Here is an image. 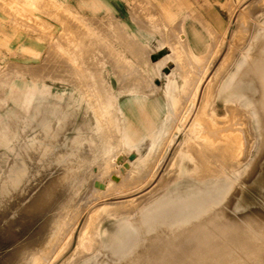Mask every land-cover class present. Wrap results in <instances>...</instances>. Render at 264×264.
<instances>
[{"label": "bare ground", "instance_id": "obj_1", "mask_svg": "<svg viewBox=\"0 0 264 264\" xmlns=\"http://www.w3.org/2000/svg\"><path fill=\"white\" fill-rule=\"evenodd\" d=\"M256 4L257 2L254 1V4L248 6L246 10L244 9L243 14L252 11L253 15L256 12H262L264 16V8ZM223 34L225 36V32ZM235 34L232 37V43L241 45V47H238L240 50L238 51L236 48L235 50L232 47L233 50L228 52L215 77L217 80L219 76H224L225 72L239 62L238 71L234 76L235 78L232 79L231 85L233 86L234 81L240 75L245 77L243 80L247 81L248 91L246 93L239 92V96L247 104L255 119V124L258 127L257 137L251 132L249 120L243 111L230 108L227 110L229 112L227 121L217 119L216 110L213 108L215 105H213V96L216 87L213 79L205 89L196 117L200 129H202V122L205 124V128L203 127L205 131L202 133V129L199 135L195 136L200 139V143H195V145L186 144L188 147L180 156L179 166L171 170L166 179L161 181L157 188L148 195L128 202L96 204V201L100 198L117 194L116 191L119 188H124L123 185H135L136 188L146 179L150 166H147L148 170L145 169V162L148 161L151 154L155 155L154 152L162 150L165 144L167 145L169 138L173 142L178 137L176 133H173L176 127L174 125L179 121V116L182 113L180 110L181 94L186 95L188 88L186 90L183 87L181 88L177 80L171 81V89L168 90H171V93L166 129L161 132L159 111L155 109L144 110V104L137 106L139 102L144 103L146 97L141 81V78H143L142 73L137 69L135 71L139 73L136 76L124 78V85L120 83L122 86L119 90L122 93L121 96L128 98L126 104H122L120 96L114 94V89L110 91L102 88V91H105L98 94L97 92H100L101 88L98 89L99 91L96 89V82L93 83L94 88H82L81 85L84 83L80 79L81 73L66 75L71 77L70 80L68 78V81L74 86V90L70 93L72 105L66 106L65 116L74 121L73 127L76 136L72 138L65 133L60 135L57 132L59 122L54 120L53 117L48 118L47 112H42L43 116L39 118L38 109L35 112L36 118L33 122L36 126L34 137L32 140L21 138L25 140V145L20 148L19 160L15 164L16 169L12 171L14 177L5 178L0 182V189L3 190L0 191V228L4 224H9L18 231H36L37 236L32 244H23L14 252L13 258L16 264H42L44 261H50V258L63 244V241L67 237L73 236L84 212H88V216L79 239L82 240V250L95 249L94 253L98 254L95 264H154L157 260L155 257L158 254L162 258H166V255L172 253L176 256V254L183 255L188 252H196L201 243L208 242L209 238L214 235L231 236L232 239L224 247L209 249L192 264H264V231L261 228L257 230L254 227V225L264 221V217L260 211L248 208L247 205L250 204L248 203L250 200H245L246 197L237 190L253 185L264 194V21L258 26L255 25V27L250 28L248 33V39H251L249 47L246 46L248 43L245 45L246 47L244 44L237 43ZM172 35L171 37H173ZM214 36V47L212 46L210 52H207V42L201 32L199 33L197 39L200 43V61L204 59L203 56L205 57V55H213V50L223 38L218 33ZM184 38H186L185 34ZM240 39L244 40L245 36L240 37L238 40ZM186 44L183 46L187 47ZM144 48L146 50V45ZM146 52L148 55V51ZM189 55H192L190 50ZM50 56L52 57V55ZM147 59L149 60L148 56ZM47 65L49 64L47 63L45 66ZM192 66L190 65V67ZM18 67L20 68V66ZM128 67L130 69V66ZM202 67L201 65L199 69H202ZM22 68L26 71L33 69L27 68V66ZM35 69L36 72L39 71L37 68H34L33 71ZM189 70H187L188 73H192V70ZM208 71L209 68L204 72L201 70L200 76L197 75L200 77V83L198 82L199 87H196V89L202 87V82ZM18 72L17 69L15 74L18 75ZM20 73L24 74L22 71ZM6 74L7 72L4 71V75ZM10 74L13 75V73ZM194 75L196 74L194 73ZM37 77H40V75H37ZM148 81L149 83L146 85L152 87L153 81L150 79ZM193 84L195 86L196 83ZM98 86L100 87L99 84ZM230 88L231 86H229ZM109 92L111 94H108ZM59 93L66 96L68 92ZM155 95L156 93L147 94V98L150 99L149 97ZM197 96L196 90L192 99L193 107L190 110L187 109L189 112L181 120L183 126H185L186 120L193 111ZM184 100L188 101L189 99L185 98ZM69 108H72V110L69 111ZM183 110L186 109L183 108ZM81 116L86 121L84 126L78 123ZM227 124H231V126L228 127ZM179 130L181 129L177 131L179 132ZM62 132H66V130L64 129ZM189 133L192 137H188V143L193 138V133L191 131ZM252 139L253 143L256 141L253 145L257 156L254 159L251 157L247 161V158L250 157L248 154L251 152L248 149V152L244 154L247 165L242 171L238 172L236 177H223V183L219 185L199 187L190 184L181 187V189L173 190L172 187L174 186L172 185L177 180L186 159L190 161L194 159L198 164L195 165L199 166L198 168L204 166L207 172L200 177L204 180L209 175L212 177L225 168L227 169V166H238L235 159L240 155L239 150L243 146L248 147ZM222 142L223 144L226 142V144L221 145ZM216 150L220 151L219 155L215 154ZM235 152H238V154H235ZM133 153H136V162L130 164L128 161L126 166L122 165L121 168L119 167L116 170V160L122 155L128 156L133 155ZM156 155L158 157L160 154ZM157 157L153 158L152 161L154 162ZM229 160L233 162L229 163ZM105 179H108L106 184L103 182ZM166 182H168V185L165 184ZM2 184L6 186L1 187ZM85 184L87 190L84 192L83 186ZM131 187L127 190H130ZM235 190L238 191L235 196L236 217H226L222 213L216 212L217 216L210 219L211 223L208 224L205 230L200 231V221H203L207 216L213 214L217 208L219 209L225 204L229 197L235 194ZM121 203L126 206L122 207L123 204ZM118 207L120 208L119 211H117ZM123 216L128 218L119 223L117 233L115 232L116 234L113 236L106 234V238H102V222L105 219H117ZM243 226L249 228V237L237 234V231ZM89 229L92 230L90 233H88ZM262 229L264 230V228ZM70 242L68 238L62 250H68ZM83 252L71 254L66 259V263L78 264L80 261L86 260L88 257ZM154 259L155 261H153Z\"/></svg>", "mask_w": 264, "mask_h": 264}, {"label": "rangeland", "instance_id": "obj_2", "mask_svg": "<svg viewBox=\"0 0 264 264\" xmlns=\"http://www.w3.org/2000/svg\"><path fill=\"white\" fill-rule=\"evenodd\" d=\"M254 1L257 2V6L264 8V0H110L114 7V11H109L106 8L81 0H0V182L5 180V178L14 177L12 171L16 169L15 164L19 160L20 148L25 145V140L21 138L24 137L28 138V140H32L34 137L36 126L33 122L36 118L35 112L38 109L39 118L43 116L42 112H47L48 118L51 119L53 117L54 120L59 122L57 125V132L60 133V135L65 133L72 138L76 136L73 127L74 121L65 116L67 111L66 106L72 105L70 93L74 90V86L68 81V78L70 80L71 77H67L66 75L77 72L79 74L81 73L80 79H82L84 83L81 85L82 88H94L93 83L96 82V89L98 90L101 88L100 92H97L98 94L101 92L103 93L105 90L112 91L114 89V94L120 96L122 104L127 103L128 98H124L121 96L122 93L119 92L122 83L123 85L125 84L123 81L125 77H117L116 75L125 72L123 65H126L127 62H131L125 60L127 57H129L132 62L138 63V55L134 53V50L126 49L124 46L117 43L118 40H116L115 33L123 32L121 27L115 23L117 18L131 25L137 23L145 27H149L151 22L154 21L160 27V37H163L167 42L165 45L167 52L171 54L173 53L171 43L173 40L178 41V36H180L179 28L183 20H187L199 27L209 25L216 28L218 31H222V29L225 28V36H223L224 34L221 35L224 41L221 39L213 50V55L208 54L205 59L201 61L203 63L205 60L206 63L200 64L204 66V64L208 63L206 66L207 68L213 62L202 82L201 95H203L207 85L211 82L217 70L220 69V65L222 61L224 62L228 52L235 48L238 49V51L240 50L238 47H241V45L239 46L234 42L232 43L234 34L237 32V34H235V41L237 40V43L244 44V46L248 43L246 46L249 47V43L251 42V39H248L250 28L252 26L255 27V25L258 26L264 21L262 12H256L254 15L252 11L243 14V11L245 12L248 6L250 7L254 4ZM241 14L243 15L241 16ZM111 23L115 25L117 31L116 28H110ZM93 34L95 35L94 37L92 36ZM170 34H173V37H171ZM243 36H245L244 40H238ZM92 39H94V43H92ZM242 41L243 43H241ZM110 42L113 43L112 47L111 44H109ZM81 43L83 46H81ZM50 55H52V57ZM159 59L160 58H155L154 60L158 61ZM47 63L49 64L47 65L48 67L45 66ZM172 64L173 68L176 67V63ZM18 66H20V68ZM23 66L33 69L37 68L40 72H36V69L35 71H33V69H31L32 71L29 69L26 71L22 68ZM106 68H108V70ZM17 69L19 72H24V74L20 73L22 76L19 72V76L17 73L15 74ZM4 71L5 73L7 72V76L4 75ZM170 71V68L164 69V72ZM10 73H13V75ZM110 74H112V76H110ZM37 75H40V77H37ZM141 79L144 84V77ZM220 80L221 77H218L216 83ZM4 81L9 84L7 85ZM105 81L109 85L105 84ZM156 83L159 86L162 85L160 80H157ZM102 88L105 90L102 91ZM59 92L68 93L65 96ZM108 94H111V92ZM199 104L200 100L198 101V105ZM142 105L143 103L139 102L137 106ZM71 110L72 108H69V111ZM194 117L195 114H193L189 120H186V122H188L185 126L175 127L174 125L175 129L173 133L177 134V139L171 142L169 138L167 145L165 144L162 150L154 152L158 155L160 154L161 157L160 155L157 157L156 154H151V157L148 159L149 162H145V169L148 170L147 166H150L149 173H145L146 179H144L138 187L135 188V185H123L124 188H119V190L116 191L117 194L100 198L96 201V204L100 205L108 202L122 201L128 202L148 195L151 191L155 190L160 182L166 179L170 171L179 166L180 156L186 151V147H188L186 144L195 145V143H200V139L195 136L199 135L203 127L205 128V124L202 122V129H200L199 125H197L199 121L196 118L194 119ZM220 118L221 119H217L219 121L228 120L225 115ZM166 120H163L160 124L161 132L166 129ZM84 122L86 121L83 119V116H81V118L78 119V123L84 126ZM230 126L231 124L228 125V127ZM64 129L66 132H62ZM178 129L181 130L178 132ZM189 131L193 133L194 139L192 138V141L188 143V137H192ZM204 131L203 129L202 133ZM256 134L258 135L257 126ZM174 142L177 143L175 144ZM254 143H256V141H254ZM254 143L252 139L249 145L250 147L248 146L249 148L243 146V148L239 150L240 157L238 156V158L235 159L238 166H227V169L225 168L218 172L215 176L211 177L209 175L208 178L204 180L200 179L203 173L207 172L204 166L203 168H198L199 166H197L198 164L194 159L191 161L186 159L182 165L180 174L177 176V180H175V183L172 185L174 186L172 187L173 190L181 189V187L190 184L199 187L219 185L223 183V177H236L238 172L242 171L247 165V162H245L246 156L244 154L248 152V149L251 152L248 154L250 157L247 158V161L248 159L250 160L251 157L252 159L256 158L257 155L256 152H254ZM225 144L226 142L224 144L223 142L221 143V145ZM170 145L172 146L170 147ZM196 154L198 153L196 152ZM215 154L219 155L220 151L216 150ZM235 154H238V152H235ZM135 155L136 153L128 156H120L115 162L116 170H118L119 167L121 168L122 165L126 166L128 161L130 164L135 163L137 159ZM152 156H154L153 158L157 157L154 162L152 161ZM231 161L229 160L228 162L230 163ZM107 180L108 179H105L103 182L106 184L108 182ZM165 184L168 185V182ZM5 186V184L1 185V187ZM130 187L131 189L127 190ZM83 189L84 192L87 190L86 184L83 186ZM237 190L246 197L245 200H250V202L247 200L248 203H250L247 207L260 211L264 217L263 192L256 189L253 185L245 186ZM237 190H235V194L230 196L225 204L219 207V209L217 208L213 214L207 216L203 221H200V231L205 230L208 224L211 223L210 219L217 216L216 212L222 213L226 217H236L235 213L237 212V208L235 196L237 194L236 192H238ZM0 191L3 190L0 189ZM121 204H123L122 207L126 206L124 203ZM119 209L118 207L117 211H119ZM87 216L88 212H84L78 226H76L73 236L67 237L63 241V244L52 255L50 261H44L42 264H68L66 263V259L70 257L71 254H80L82 251H84L83 254L88 258L80 261L78 264H85V262L86 264H95L97 262L98 254L94 253L95 249L87 248L82 250V240L81 238L79 239ZM127 218L128 217L123 216L117 219H105L101 225L103 227L102 238L104 237L105 239L106 234L109 236L115 235L119 223L127 220ZM254 227L257 230L261 228V230L264 231L262 229L264 228V221L254 225ZM91 231L92 230L89 229L88 233ZM249 232V228L243 226L237 231V234L249 237ZM35 233L36 231H18L9 224L1 226L0 264H16L13 258L14 252L23 244H32L37 238ZM68 238L69 241H71L69 244L70 248H68V250H62ZM230 239H232L231 236L214 235L209 238L208 242L201 243L196 252H188L183 255L176 254V256L172 253L166 255V258H162L158 254L156 255L157 257H155L157 260L154 264H192L209 249L228 245ZM155 259L153 261H155Z\"/></svg>", "mask_w": 264, "mask_h": 264}, {"label": "crops", "instance_id": "obj_3", "mask_svg": "<svg viewBox=\"0 0 264 264\" xmlns=\"http://www.w3.org/2000/svg\"><path fill=\"white\" fill-rule=\"evenodd\" d=\"M81 1H85L86 3H90V4H94V5L102 7V8H106L109 11H114L113 10L114 7H113L112 3L110 2V0H81ZM152 20H154V19H152ZM115 23L118 24V26H120L122 31H123L121 34L118 32L115 33L116 38H117L116 40H118L117 43L124 46L126 49L128 48L130 50H134V53L138 55V57H137L138 63L132 62V60L129 57H127V59H125V60L131 61V62H127L126 65H123L124 66L123 68L125 69V67H127L128 69L126 68L127 70L125 69L124 73H120L119 75H116V76L119 77L121 75L120 77L126 78V77H134L139 72L143 73L142 75L144 77V84H145V85L143 84L144 92H145L144 95L146 96L144 98V103H143L144 104V110L155 109V110L159 111V120L161 122L163 120H166L168 117L169 96L171 93V90L170 91H168V90H169V88L171 89L172 82L177 80V83L179 84V86L181 88L183 87V88H185V90H186V88H188L189 90L188 89L186 90V95L181 94L180 110L182 113L180 114L181 116H179V121H178L179 123L176 122L175 126H182L183 123L181 122V120L183 119L184 116L187 115L186 113L189 112L188 110H190L191 107H193L192 106V104H193L192 99H193L194 92H196V90H197V93H198L197 100L195 102L193 111H192L191 115L189 116L188 120L190 119V117L193 114H195V117H194V119H195L197 117L196 115H198L200 105L202 103L201 101H202L203 96H204L205 91H206L205 90L203 95H201V88L196 89V87L197 88L199 87V83H200L199 82L200 77H198V76H200L199 74H200L201 70H202V72L206 71L203 68H206V66L208 65V63L204 64L202 69L201 68H200L201 70L199 69V67H201V65H200V63H201V61H200L201 60L200 59L201 54L200 53L201 52H200V43H199V40L197 38L199 37V33L201 32L202 35L205 37L206 42H207V44H206L207 52H210L211 46H213V42H214L213 40H215V38H214L215 32L218 33L219 35H222L226 31V29L224 28V29H222V31H218L214 27L213 28L211 26L209 27V25H206L204 27H199L198 25L190 23L187 20L186 21L183 20V21H181V25H180V29H179V34L182 37L178 36V41L173 40V42L171 43V46L173 48V53L171 54V53L167 52L166 46H165L167 44V42L163 39V37H160L161 36L160 31H159L160 27L154 21L151 22L149 27H145V26H143L141 24H137V23H134L133 25H131L130 23H128L122 19H118V18H117ZM181 26H182V28H181ZM110 28L115 29L116 27L114 24L111 23ZM212 29H213V32L211 31ZM116 31H117V28H116ZM193 32H196V33L193 34ZM184 34H185L186 38H184ZM92 36L94 37L95 35L93 34ZM186 40L188 43L186 42ZM183 42H185V43H183ZM92 43H94V39H92ZM109 44H111V47L113 46V43L110 42ZM144 44L146 45V50L144 48L145 47ZM184 44H186V46L188 45L187 46L188 48L184 47L185 46ZM81 46H83L82 43H81ZM142 48H144V49L142 50ZM186 48L190 50V54H192L191 56L189 55V50H187ZM174 50H175V52H174ZM146 51H148V53H149L148 55H147ZM193 55H195V56H193ZM147 56H148L149 60L147 59ZM192 56H193V58H192ZM206 56L207 55H205V57ZM205 57L203 56L204 59H205ZM155 58H160V59L158 61H155L154 60ZM192 62H194V63H192ZM204 62H205V60L203 61V63ZM148 63H149V66H148ZM172 63H176V67L173 68ZM212 64H213V62L210 64V66ZM190 65L191 66L193 65V66L190 67ZM128 66H130V69ZM210 66L207 67L206 69L209 68V70H210V68H211ZM238 66H239V62H237V64H234L233 68L231 67L232 70L230 69L229 71H227L226 74H224V76H219V77H221V80L218 82V84L216 83V77H215L218 70L215 73L214 77L212 78V80L214 79V81H213L214 86L216 85L215 93H214L215 95L213 96V105L214 104L215 105L213 106V108H214V110H216L215 112H216L218 119H221L220 117H223L224 115L227 117L228 113H229L227 110H229L230 108H235V109H238L240 111H243L249 120L250 129L256 137V135H257L256 134V126L257 125L255 124L256 123L255 119H254L252 113L250 112L247 104L243 100H241L240 96H239L240 93H246L248 91L247 90L248 89L247 81L243 80V78H245V77L240 75L238 77V79H236L234 81L233 86L231 85L232 79L235 78L234 76L238 71V69H237ZM188 67H189V69L192 70V73L194 72L196 75H194V73H193V76H192L191 75L192 73L189 72L190 73V77H189V73L187 71V70H189ZM193 67H195V68H193ZM131 68H132V70H131ZM169 68L171 69L170 72H164V69H169ZM106 69L108 70V68H106ZM136 69L139 72L135 71ZM191 70H189V71H191ZM196 70L198 73L196 72ZM110 76H112V74H110ZM195 76H197V77H195ZM193 77H195V78H193ZM154 78H155V80H154ZM196 78H198V79H196ZM149 79L153 81L152 87H150L149 85H146L149 83V81H148ZM157 80L161 81V83H162L161 86L157 85V83H156ZM185 80H187V81H185ZM191 80H192V82H191ZM212 80H211V82H212ZM211 82H210V84H211ZM227 82H228V84H226ZM182 83H183V85H182ZM193 83H196L195 86ZM210 84H208L207 87ZM229 86H231L230 89H229ZM151 88H153L152 89L153 91H151ZM191 89H193V90H191ZM238 89H239V91H238ZM190 91H191V93H190ZM149 92L150 93H156V95L153 97H149L150 99H148L147 94H150ZM236 95H238L239 97ZM183 97H184V99L186 98L189 100L186 101L183 99ZM224 98H226L227 100ZM199 100H200V104L198 105ZM186 102L188 105L186 104ZM183 108L186 110H183ZM176 143L177 142H175V144Z\"/></svg>", "mask_w": 264, "mask_h": 264}]
</instances>
